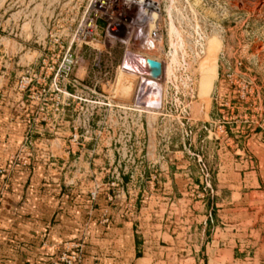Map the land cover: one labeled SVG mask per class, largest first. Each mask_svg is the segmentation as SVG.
Masks as SVG:
<instances>
[{
  "label": "rangeland",
  "instance_id": "1",
  "mask_svg": "<svg viewBox=\"0 0 264 264\" xmlns=\"http://www.w3.org/2000/svg\"><path fill=\"white\" fill-rule=\"evenodd\" d=\"M102 1L0 0V204L15 170L47 162L81 179L105 163L99 178H124L163 250L155 264H189L163 233L184 235L182 210L202 204L212 206L208 240L217 228L215 238L234 237L236 264H264V0H157L147 26L158 38L144 46L138 12L130 21L121 0ZM127 49L162 62L159 108L136 104L149 70L122 69ZM250 165L258 183L244 174ZM78 240L86 249L84 235L68 242Z\"/></svg>",
  "mask_w": 264,
  "mask_h": 264
},
{
  "label": "crops",
  "instance_id": "2",
  "mask_svg": "<svg viewBox=\"0 0 264 264\" xmlns=\"http://www.w3.org/2000/svg\"><path fill=\"white\" fill-rule=\"evenodd\" d=\"M101 103L109 105L105 99ZM102 164L105 163L88 164L90 170L85 168L81 179L76 177L82 176L77 169L72 171L65 165L47 162L15 170L10 191L0 204V264H64L57 260L61 250L68 241L82 235L88 243L79 264L162 262L159 242L145 234L140 211L132 209L131 201L135 197L130 195L128 183L113 173L100 179L99 169L105 168ZM254 168L250 165L252 170L244 172L251 184L259 180L253 175ZM255 191L259 190H249ZM92 193H96L95 198ZM197 208L191 205L188 210H182L191 215V224L185 227L184 235L175 233V228L163 233L171 245L167 248L178 252L180 249L176 247L183 245L186 252L179 256L189 264H225L226 261L236 264L234 237L224 233L226 236L215 238L218 231L215 228L208 240L205 228L208 220L213 221L212 206L202 204ZM42 228L46 237L41 248L37 232ZM156 232L161 236V230Z\"/></svg>",
  "mask_w": 264,
  "mask_h": 264
},
{
  "label": "built area",
  "instance_id": "3",
  "mask_svg": "<svg viewBox=\"0 0 264 264\" xmlns=\"http://www.w3.org/2000/svg\"><path fill=\"white\" fill-rule=\"evenodd\" d=\"M100 5L99 7L102 9H105L106 7H104L103 5L105 4L104 1H100ZM122 1V7L124 8V16L126 15L128 18H130V21H133L135 12H136V19L140 17V25H138V27L136 28V32L137 35H139L140 38V42L141 45L144 44V42L146 43V40L149 38V40H151L152 43H154V41L157 40L158 35L155 29H149V27L147 26V20L150 19V14H147V9L153 5V0H121ZM118 2V4H120V2ZM108 5V4H107ZM136 7V8H133ZM144 7V8H143ZM155 7V6H154ZM144 9V10H142ZM98 11H95L93 13V16L90 18V21L88 23V30H87V35L89 36L90 39H93V31L97 28V17H100L101 14L98 13ZM137 12L139 14V17L137 15ZM148 16H147V15ZM147 18H146V17ZM144 18H146L144 20ZM127 20V18L125 19V21ZM73 60H72V55L67 54L64 56L62 65H63V70H67L70 68V66L72 65ZM262 137L264 139V126H262ZM93 198H95L94 193L91 194ZM84 242L81 240H78V242L73 243L72 246H70L69 248H64L61 250L60 255L58 256L57 260L59 262H62L64 264H79L84 256Z\"/></svg>",
  "mask_w": 264,
  "mask_h": 264
},
{
  "label": "bare ground",
  "instance_id": "4",
  "mask_svg": "<svg viewBox=\"0 0 264 264\" xmlns=\"http://www.w3.org/2000/svg\"><path fill=\"white\" fill-rule=\"evenodd\" d=\"M157 3V0H153ZM158 7V6H157ZM156 7V10H157ZM157 12V11H156ZM151 21V20H150ZM147 41V40H146ZM150 43L152 44L151 40ZM145 44V42H144ZM141 45V46H144ZM149 53L145 50H130L125 51L124 58L122 60V69L125 71L137 73L143 77V75L148 71L147 58ZM147 70V71H146ZM140 86L138 87L136 104L139 103L140 106L146 108H159L163 93L162 83L153 77H143L140 81ZM164 95V94H163Z\"/></svg>",
  "mask_w": 264,
  "mask_h": 264
},
{
  "label": "water",
  "instance_id": "5",
  "mask_svg": "<svg viewBox=\"0 0 264 264\" xmlns=\"http://www.w3.org/2000/svg\"><path fill=\"white\" fill-rule=\"evenodd\" d=\"M148 70L151 77L159 79L163 73L162 62L154 57H148L147 60Z\"/></svg>",
  "mask_w": 264,
  "mask_h": 264
}]
</instances>
